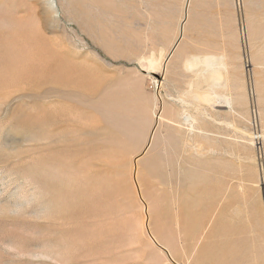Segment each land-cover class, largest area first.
<instances>
[{
  "label": "rangeland",
  "instance_id": "1",
  "mask_svg": "<svg viewBox=\"0 0 264 264\" xmlns=\"http://www.w3.org/2000/svg\"><path fill=\"white\" fill-rule=\"evenodd\" d=\"M0 264H264V0H0Z\"/></svg>",
  "mask_w": 264,
  "mask_h": 264
},
{
  "label": "bare ground",
  "instance_id": "2",
  "mask_svg": "<svg viewBox=\"0 0 264 264\" xmlns=\"http://www.w3.org/2000/svg\"><path fill=\"white\" fill-rule=\"evenodd\" d=\"M183 31V25H179V32L181 34V32ZM177 47V41L175 42V44L173 45V47L171 48V51L175 50V48ZM170 51V52H171ZM196 63H202L204 67L208 68V69H213L214 67H217L218 65H222L221 59L214 57V56H205L202 59L196 58L190 61H187V66H195ZM211 79H212V84H216L217 83V79L221 77V75L219 73H212L211 74ZM194 94V99L197 98V100H201V101H211L212 99L216 97V95L210 92H205V93H197ZM214 100V99H213ZM206 103V102H205ZM210 103V102H209Z\"/></svg>",
  "mask_w": 264,
  "mask_h": 264
}]
</instances>
